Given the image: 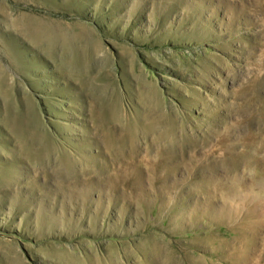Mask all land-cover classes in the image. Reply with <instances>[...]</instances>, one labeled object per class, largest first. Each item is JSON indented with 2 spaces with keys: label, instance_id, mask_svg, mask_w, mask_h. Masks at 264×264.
Here are the masks:
<instances>
[{
  "label": "rangeland",
  "instance_id": "obj_1",
  "mask_svg": "<svg viewBox=\"0 0 264 264\" xmlns=\"http://www.w3.org/2000/svg\"><path fill=\"white\" fill-rule=\"evenodd\" d=\"M55 257L264 264V0H0V264Z\"/></svg>",
  "mask_w": 264,
  "mask_h": 264
},
{
  "label": "bare ground",
  "instance_id": "obj_2",
  "mask_svg": "<svg viewBox=\"0 0 264 264\" xmlns=\"http://www.w3.org/2000/svg\"><path fill=\"white\" fill-rule=\"evenodd\" d=\"M71 65L72 66H74V65L78 66L79 65V61H77L76 59L71 60ZM73 68L74 67H71V69H73ZM82 68H83V66H82ZM259 113H260V111H259ZM20 116H22V115H20ZM161 119L163 120V118H161ZM6 122H7V125L11 126V129L14 132V135L11 136V142H12V147L14 149L13 152H16L19 157L23 158V155H25L26 157L28 155L31 158H35V159H40L41 160V159H43L45 157H51V156L55 155L56 153H59L60 157L63 160L66 159V154L67 153L65 151H61L60 150V147H58L57 144L54 143L53 136L45 128H43V126H41V123L38 121V119H36L34 115H31L27 110H25L24 115H23L22 118H19V117L15 116L14 121L6 120ZM163 123H164V121H163ZM175 132H177V131L175 130ZM181 132H182V130H181ZM182 136L185 137V138L187 137L184 134ZM189 137H187V138L189 139ZM70 164H71V161H64L63 162V165H65V166H70ZM55 258H57L60 261H62L63 259H68L73 264H82V260H80V259H82V257H55ZM94 259H95L96 262L102 263V264H119L120 263V262L118 263L117 258H114V257H113L112 260L109 259L107 262H104V259H102V258H94ZM86 260L89 263L94 262L93 259L88 260L86 258Z\"/></svg>",
  "mask_w": 264,
  "mask_h": 264
}]
</instances>
